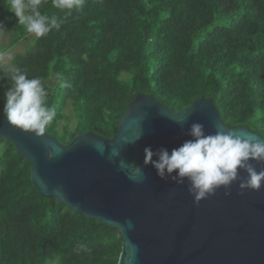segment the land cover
I'll list each match as a JSON object with an SVG mask.
<instances>
[{"label":"trees","instance_id":"trees-1","mask_svg":"<svg viewBox=\"0 0 264 264\" xmlns=\"http://www.w3.org/2000/svg\"><path fill=\"white\" fill-rule=\"evenodd\" d=\"M9 7L0 0L3 31L13 43L27 41ZM41 11L64 15L51 0ZM10 65L42 80L56 113L46 132L64 145L84 133L113 138L137 93L173 111L213 99L230 128L264 138V0H85L81 12ZM7 66L0 63V116L11 83ZM57 73L71 87L61 88ZM0 142V264H118L119 230L44 196L31 164L12 142ZM81 241L88 252L74 250Z\"/></svg>","mask_w":264,"mask_h":264},{"label":"water","instance_id":"water-1","mask_svg":"<svg viewBox=\"0 0 264 264\" xmlns=\"http://www.w3.org/2000/svg\"><path fill=\"white\" fill-rule=\"evenodd\" d=\"M193 123H201L205 134L232 130L264 139L247 127L230 128L213 99L173 111L138 93L111 139L84 133L64 145L46 131L37 137L10 125L3 115L0 137L31 164L44 196L119 230L118 264H264V181L259 190L241 194L247 173L239 170L227 189L221 186L197 204L187 179L176 184L144 164L146 147L171 153L193 139ZM250 162L264 170V163Z\"/></svg>","mask_w":264,"mask_h":264},{"label":"clouds","instance_id":"clouds-1","mask_svg":"<svg viewBox=\"0 0 264 264\" xmlns=\"http://www.w3.org/2000/svg\"><path fill=\"white\" fill-rule=\"evenodd\" d=\"M45 0H9V11L15 14L18 22L27 33L39 39L52 30L59 31L65 18L73 11L81 12L85 0H51L53 8L63 12V17L49 15L41 11ZM4 26L0 24V31ZM0 56L11 59V53L0 52ZM5 71L10 78V87L5 93L3 116L10 125L43 136L47 126L55 117V108L48 104V91L40 78H28L27 73L16 65H9ZM61 88L71 87L61 74H56ZM186 140L171 153L165 148L153 152L145 148L144 164H151L157 175L162 179H171L176 184H183L185 179L190 183L189 192L194 196V202L199 203L207 196L214 194L221 186L226 189L238 179L239 170L247 173V179L241 178L239 185L243 190H259L264 181V170L257 172L250 161L264 163V139L257 140L251 134L237 135L229 130L227 133L217 131L215 134H205L201 123L190 126ZM157 159H153V157ZM138 172L141 170L137 168ZM175 173V175H172ZM230 194L229 192L225 193ZM75 251L88 252L87 243L81 241Z\"/></svg>","mask_w":264,"mask_h":264},{"label":"rangeland","instance_id":"rangeland-1","mask_svg":"<svg viewBox=\"0 0 264 264\" xmlns=\"http://www.w3.org/2000/svg\"><path fill=\"white\" fill-rule=\"evenodd\" d=\"M36 41V38L30 34V37L27 41H19L17 43L11 42L10 35L6 31H0V52H10L11 53V59H8L7 57L0 56V63L10 65L14 58L17 55H22L26 52L27 49L31 48ZM13 46V47H12ZM49 86L54 87L56 83V78L52 76L50 80L47 82ZM66 117L68 119V123L70 124L71 128H74L77 124V118L75 115V112H73V102L69 101L68 106L65 109ZM67 121H63L60 124V127L62 128L63 123ZM4 150V144L0 142V161L1 156L3 154ZM2 164L0 162V168Z\"/></svg>","mask_w":264,"mask_h":264}]
</instances>
